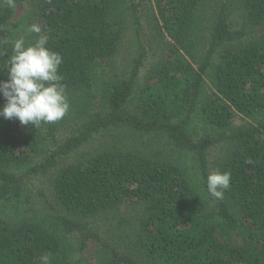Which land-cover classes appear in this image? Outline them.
<instances>
[{"label":"trees","instance_id":"trees-1","mask_svg":"<svg viewBox=\"0 0 264 264\" xmlns=\"http://www.w3.org/2000/svg\"><path fill=\"white\" fill-rule=\"evenodd\" d=\"M23 1L0 0V80L37 24L70 108L39 128L0 117V264H92L90 245L98 264H264V0H154L153 54L152 0H30L15 21ZM130 25L139 52L121 74ZM107 133L113 145L76 157ZM216 170L231 174L222 200L207 192ZM40 176L50 197L32 192Z\"/></svg>","mask_w":264,"mask_h":264},{"label":"clouds","instance_id":"clouds-1","mask_svg":"<svg viewBox=\"0 0 264 264\" xmlns=\"http://www.w3.org/2000/svg\"><path fill=\"white\" fill-rule=\"evenodd\" d=\"M6 3L15 7V0H6ZM27 32L37 34L33 44L27 45L23 37L11 42L12 55L5 65L8 79L0 80V95L5 100L0 117L39 128L41 124L63 119L70 104L59 73L63 57L47 47L49 37L42 34L37 24L30 25ZM230 182L229 172L212 171L206 179L207 192L216 200H222ZM40 260L41 264H50L48 254L42 255Z\"/></svg>","mask_w":264,"mask_h":264},{"label":"rangeland","instance_id":"rangeland-1","mask_svg":"<svg viewBox=\"0 0 264 264\" xmlns=\"http://www.w3.org/2000/svg\"><path fill=\"white\" fill-rule=\"evenodd\" d=\"M30 0H24L21 5L18 7V9L16 10V15L14 20L17 21L20 17H23L25 15L28 14V12L30 11ZM152 4H153V13L150 12V16H151V21L152 24H147L145 23L143 28H142V37L141 39L144 42V47L149 51V54H153L156 49H155V45H151V42L153 41L155 44H161L158 42L159 39L162 38V34L159 36H155V30L159 28L160 30V25L161 23H157L156 22V17H158L157 15V10L155 7V3L154 0H152ZM240 17L242 16L241 13L237 14ZM237 16L236 19L241 20V18ZM133 26L130 25L131 31L128 34V41L127 44L123 46L121 54L117 57L116 59V64L118 67V71L121 74H124L126 72H129L132 69V63L133 60L135 59V57L137 56L138 52H139V47L137 45L134 44L133 40H134V31H133ZM166 38L167 41H170V39L165 35V33L163 34ZM152 62H147L145 64V66L141 69L140 71V75H139V84L141 85V88H145L149 81H150V76L151 74V70H152ZM62 137V136H61ZM60 139V138H59ZM117 140L116 135L111 134V133H107V135H99L98 137H96L91 143H89L85 148L84 151H82L81 153L78 152L76 153V157H80L81 155H83V153L85 151H97V150H101L105 147H107L108 145H113V141ZM50 180L47 178H41L37 177V178H33L31 179V189L32 192H36L37 190H39V192H44L46 194V196L50 197ZM39 199V198H36ZM131 210V207L128 206V204L125 207V210L122 211V214H128ZM96 228L101 231V234H105L106 235V239L109 241L110 244H115L116 241L115 239H118L115 235H114V231L116 230V227L114 226L115 224L111 221L110 218L108 217H102L101 220H99V222H96ZM97 251L94 250V248L90 245V247L84 251L81 255V258L85 261H89L92 264H98V259L95 258L94 254H96Z\"/></svg>","mask_w":264,"mask_h":264}]
</instances>
